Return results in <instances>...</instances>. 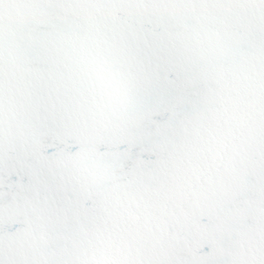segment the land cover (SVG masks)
Instances as JSON below:
<instances>
[{
  "label": "snow or ice",
  "instance_id": "snow-or-ice-1",
  "mask_svg": "<svg viewBox=\"0 0 264 264\" xmlns=\"http://www.w3.org/2000/svg\"><path fill=\"white\" fill-rule=\"evenodd\" d=\"M0 264H264V0H0Z\"/></svg>",
  "mask_w": 264,
  "mask_h": 264
}]
</instances>
